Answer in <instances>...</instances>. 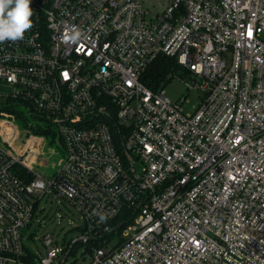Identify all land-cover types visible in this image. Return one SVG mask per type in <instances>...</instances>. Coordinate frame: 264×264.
<instances>
[{
  "label": "built area",
  "instance_id": "built-area-1",
  "mask_svg": "<svg viewBox=\"0 0 264 264\" xmlns=\"http://www.w3.org/2000/svg\"><path fill=\"white\" fill-rule=\"evenodd\" d=\"M30 6L33 27L0 43V264H75L90 239L89 264H264V0ZM159 56L200 93L192 113L143 83ZM47 143L52 178L34 169ZM46 196L79 235L36 255Z\"/></svg>",
  "mask_w": 264,
  "mask_h": 264
},
{
  "label": "rangeland",
  "instance_id": "rangeland-1",
  "mask_svg": "<svg viewBox=\"0 0 264 264\" xmlns=\"http://www.w3.org/2000/svg\"><path fill=\"white\" fill-rule=\"evenodd\" d=\"M169 0H144L146 6L155 12L162 9ZM264 39V33L262 35ZM181 75L180 72H177ZM165 96L172 100L177 101L185 97V102L181 105V109L185 114H190L200 102V93L196 90H189L185 83L178 78H172L164 87ZM25 138V134L22 135ZM46 144L45 151L40 155L41 159H45V166H34V169L41 172L47 178H52L55 174L57 167L60 165L62 159V149L56 145H52L56 151L52 155L49 151V146ZM32 225L25 229L27 235H31L30 239H25L24 242L28 248L36 255L45 254L46 248L43 243L45 235H51L57 247L61 248L66 240H72L79 235L75 230L81 220L78 212L66 202L55 200L46 196L39 204L38 210L35 213ZM84 249H79L77 253V261L75 264H89L91 255L84 253ZM84 253V254H83Z\"/></svg>",
  "mask_w": 264,
  "mask_h": 264
},
{
  "label": "clouds",
  "instance_id": "clouds-1",
  "mask_svg": "<svg viewBox=\"0 0 264 264\" xmlns=\"http://www.w3.org/2000/svg\"><path fill=\"white\" fill-rule=\"evenodd\" d=\"M31 0H0V43L18 41L33 27ZM79 33L73 37L78 38Z\"/></svg>",
  "mask_w": 264,
  "mask_h": 264
},
{
  "label": "trees",
  "instance_id": "trees-1",
  "mask_svg": "<svg viewBox=\"0 0 264 264\" xmlns=\"http://www.w3.org/2000/svg\"><path fill=\"white\" fill-rule=\"evenodd\" d=\"M180 72V74L186 75L187 72L182 70L177 64L174 58L167 56H159L152 64L148 67L145 74L142 76V81L150 89L157 91L160 88H164L165 85L173 78L175 73ZM18 119L22 120V112H17ZM40 134H46L44 131H37ZM27 178V180H29ZM105 239H90L88 244L85 246V252L92 255L93 250L104 245ZM111 240V239H107ZM80 245H77L76 248H80Z\"/></svg>",
  "mask_w": 264,
  "mask_h": 264
}]
</instances>
